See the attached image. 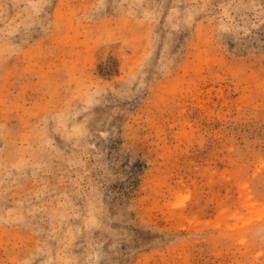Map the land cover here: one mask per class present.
<instances>
[{"label": "rangeland", "instance_id": "374dc122", "mask_svg": "<svg viewBox=\"0 0 264 264\" xmlns=\"http://www.w3.org/2000/svg\"><path fill=\"white\" fill-rule=\"evenodd\" d=\"M0 264H264V0H0Z\"/></svg>", "mask_w": 264, "mask_h": 264}]
</instances>
